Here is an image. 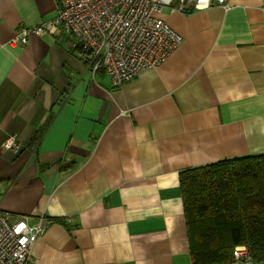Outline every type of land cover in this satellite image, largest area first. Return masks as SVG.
Instances as JSON below:
<instances>
[{
  "label": "crops",
  "instance_id": "crops-1",
  "mask_svg": "<svg viewBox=\"0 0 264 264\" xmlns=\"http://www.w3.org/2000/svg\"><path fill=\"white\" fill-rule=\"evenodd\" d=\"M229 4L165 10L182 45L114 88L69 35L11 45L56 0H0V211L47 218L31 264H192L180 173L264 153V0Z\"/></svg>",
  "mask_w": 264,
  "mask_h": 264
},
{
  "label": "built area",
  "instance_id": "built-area-1",
  "mask_svg": "<svg viewBox=\"0 0 264 264\" xmlns=\"http://www.w3.org/2000/svg\"><path fill=\"white\" fill-rule=\"evenodd\" d=\"M57 15L38 25L21 26L12 46H25L33 36L72 37V49L93 75L106 74L116 88L141 71L160 66L184 39L162 17L189 13L198 0H56ZM229 9V0H209ZM3 149L18 153L16 135ZM44 216H21L10 221L0 211V264H31L32 248L44 235ZM234 264H254L245 245L234 249Z\"/></svg>",
  "mask_w": 264,
  "mask_h": 264
},
{
  "label": "trees",
  "instance_id": "trees-1",
  "mask_svg": "<svg viewBox=\"0 0 264 264\" xmlns=\"http://www.w3.org/2000/svg\"><path fill=\"white\" fill-rule=\"evenodd\" d=\"M180 192L192 264H234L241 245L264 264V153L186 169Z\"/></svg>",
  "mask_w": 264,
  "mask_h": 264
}]
</instances>
